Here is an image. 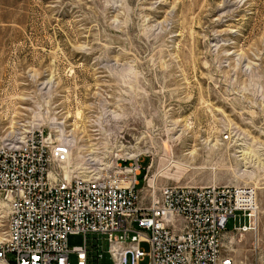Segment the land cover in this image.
Wrapping results in <instances>:
<instances>
[{
  "label": "rangeland",
  "instance_id": "rangeland-1",
  "mask_svg": "<svg viewBox=\"0 0 264 264\" xmlns=\"http://www.w3.org/2000/svg\"><path fill=\"white\" fill-rule=\"evenodd\" d=\"M36 127L67 141L63 169L131 152L155 193L252 189L222 255L264 264V0H0V147Z\"/></svg>",
  "mask_w": 264,
  "mask_h": 264
},
{
  "label": "built area",
  "instance_id": "built-area-1",
  "mask_svg": "<svg viewBox=\"0 0 264 264\" xmlns=\"http://www.w3.org/2000/svg\"><path fill=\"white\" fill-rule=\"evenodd\" d=\"M50 136L31 128L0 147V264H230L225 226L253 218L252 189L162 185L148 197L142 158L122 153L96 174L63 169L67 141ZM68 235L82 243L69 248Z\"/></svg>",
  "mask_w": 264,
  "mask_h": 264
},
{
  "label": "bare ground",
  "instance_id": "bare-ground-1",
  "mask_svg": "<svg viewBox=\"0 0 264 264\" xmlns=\"http://www.w3.org/2000/svg\"><path fill=\"white\" fill-rule=\"evenodd\" d=\"M128 156H130V157H134V154H132L131 152L128 154ZM148 194L147 193H145V194H147V196L149 197V196H153V195H155L156 193H155V191L154 190H151L150 191V189H148Z\"/></svg>",
  "mask_w": 264,
  "mask_h": 264
},
{
  "label": "trees",
  "instance_id": "trees-1",
  "mask_svg": "<svg viewBox=\"0 0 264 264\" xmlns=\"http://www.w3.org/2000/svg\"><path fill=\"white\" fill-rule=\"evenodd\" d=\"M145 161V163H144V166L147 164V159H143V162Z\"/></svg>",
  "mask_w": 264,
  "mask_h": 264
}]
</instances>
